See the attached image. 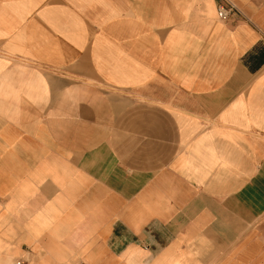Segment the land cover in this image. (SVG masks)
Instances as JSON below:
<instances>
[{
  "label": "crops",
  "instance_id": "crops-1",
  "mask_svg": "<svg viewBox=\"0 0 264 264\" xmlns=\"http://www.w3.org/2000/svg\"><path fill=\"white\" fill-rule=\"evenodd\" d=\"M0 264H264V0H0Z\"/></svg>",
  "mask_w": 264,
  "mask_h": 264
},
{
  "label": "built area",
  "instance_id": "built-area-1",
  "mask_svg": "<svg viewBox=\"0 0 264 264\" xmlns=\"http://www.w3.org/2000/svg\"><path fill=\"white\" fill-rule=\"evenodd\" d=\"M231 9H232L231 5H228L227 7L223 5H218L216 9V13H218V16L220 18H225L228 15V13H230Z\"/></svg>",
  "mask_w": 264,
  "mask_h": 264
}]
</instances>
